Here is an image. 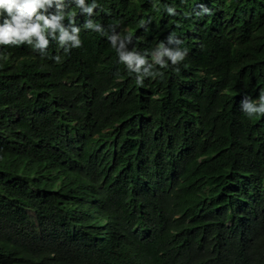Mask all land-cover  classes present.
Masks as SVG:
<instances>
[{
	"label": "trees",
	"instance_id": "obj_1",
	"mask_svg": "<svg viewBox=\"0 0 264 264\" xmlns=\"http://www.w3.org/2000/svg\"><path fill=\"white\" fill-rule=\"evenodd\" d=\"M102 3L130 48L173 32L187 54L139 86L83 28L68 53L0 45V264H264V115L239 108L264 90V0Z\"/></svg>",
	"mask_w": 264,
	"mask_h": 264
},
{
	"label": "clouds",
	"instance_id": "obj_2",
	"mask_svg": "<svg viewBox=\"0 0 264 264\" xmlns=\"http://www.w3.org/2000/svg\"><path fill=\"white\" fill-rule=\"evenodd\" d=\"M69 3L79 14L87 17L82 25L76 24L74 15L66 11ZM155 6L154 3L153 7ZM103 10L102 0H0V45H27L43 58L48 56L47 49L52 43L63 53H68L71 49L81 47L80 33L83 28L106 38L115 51L117 62L124 65L126 72L134 76L135 83L139 86L143 85L145 78L155 79L162 75L160 69L175 66L184 60L187 50L180 47L182 41L175 33L169 32L163 41L144 51L137 50L134 46L130 48L129 45L133 42L130 32H117L118 26L106 29L94 19ZM163 11L171 16L181 15L177 11L175 0L171 4H165ZM210 11L200 4L195 15L209 14ZM183 15L187 17L189 13L185 11ZM51 58L57 63L61 61L59 54ZM175 70L179 71L178 68ZM239 108L248 118L264 115V90L259 91L255 100L245 96L240 101Z\"/></svg>",
	"mask_w": 264,
	"mask_h": 264
}]
</instances>
